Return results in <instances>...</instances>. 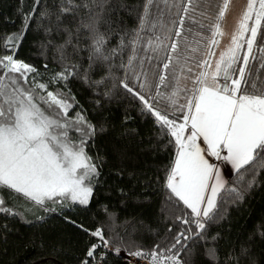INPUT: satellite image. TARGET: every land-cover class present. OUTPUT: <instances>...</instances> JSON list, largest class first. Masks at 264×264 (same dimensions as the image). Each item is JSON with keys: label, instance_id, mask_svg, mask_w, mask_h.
<instances>
[{"label": "snow or ice", "instance_id": "obj_1", "mask_svg": "<svg viewBox=\"0 0 264 264\" xmlns=\"http://www.w3.org/2000/svg\"><path fill=\"white\" fill-rule=\"evenodd\" d=\"M229 4L230 0H215V3L213 0H180V3L144 0L137 28L126 41L123 38L121 41L131 53L123 66L133 70L137 81L143 77L139 87H147L149 95L146 98L124 81L121 84L141 102L143 110L154 117L162 135L169 138L174 158L167 167L164 187L170 201L190 210L177 220L196 228V231L191 227L186 229L191 236L180 232L172 248L181 244V238L204 239L206 226L214 222L218 214L217 201L222 199V190L241 195L235 188L226 189L227 181L217 162L230 166L237 174L242 170L264 168V44L257 47L258 36L264 41L261 31L264 0H247L231 37V46L220 54L213 71L208 70L211 67L208 59L193 66L190 61L195 58L182 51L178 39L188 40L185 32L193 33L191 27L185 29L187 19L190 25L211 33L204 37L208 47L203 55H213L211 46L218 43L217 36L224 34L221 22ZM80 7L89 6L77 4L75 0H61L55 23L45 29L46 33L59 31L64 18ZM210 7L215 8L214 16L209 14ZM31 15L25 19L21 34L5 38L6 51L0 55V191L6 190L15 198L22 197L46 212L55 211L45 207L47 202L60 204L62 208L69 203L86 207L99 177L98 165L85 151L96 129L81 112L69 116L74 108V97L60 90H49L53 82L64 81L66 86L76 75L75 65L65 64L62 71L45 83L36 79L39 73L34 66L15 58L17 41L23 39L22 33L27 31ZM84 27L97 32L94 25ZM64 31L69 36L66 44H71V32L66 28ZM193 34L202 35L199 31ZM105 43L103 34L94 36L90 59H109L104 54ZM64 46L61 45V49ZM185 48L198 51L191 45ZM141 52L149 55L141 57ZM60 59L64 61L63 53ZM145 60L152 65L153 80H149V72L144 70ZM134 63H138L139 73ZM31 73L36 76L30 77ZM161 101L165 105L163 111L153 106V102ZM0 213L15 215L2 197ZM90 235L99 237L105 247L109 243L100 228ZM97 247L93 244L86 256L94 258ZM184 247L186 245L181 244V248ZM163 251L158 253L154 249L150 254L136 251L130 255H150L151 264H183L179 251L171 256H164ZM245 254L246 250L241 249L240 255ZM208 255L212 260L217 259L214 248L208 249ZM82 264H89L88 259ZM228 264H234L231 254Z\"/></svg>", "mask_w": 264, "mask_h": 264}, {"label": "trees", "instance_id": "obj_2", "mask_svg": "<svg viewBox=\"0 0 264 264\" xmlns=\"http://www.w3.org/2000/svg\"><path fill=\"white\" fill-rule=\"evenodd\" d=\"M75 3L89 7H80L66 16L59 31L46 33L45 29L55 23L61 0H40L39 4L36 0H0V55L6 51L5 38L21 34L25 19L32 14L27 31L22 33L23 39L17 41L15 58L34 66L39 79L45 83L62 71L65 64L76 66V75L66 86L60 81L49 87L74 97V108L69 116L81 112L95 126L96 133L88 140L85 151L99 171L93 197L86 207L69 203L62 208L60 204L48 202L45 207L55 211L46 212L22 197L15 198L6 190L0 191L6 206L15 213H0V264H82L88 258L89 248L97 242V237L90 235L97 228L103 231L114 249L146 253L164 250V256L179 251L183 264H228L229 254L234 264H264V168L234 173L227 180L226 189L235 188L241 195L222 190V199L217 201L218 214L214 222L206 226L204 239L181 238V244L186 247L177 244L172 248L180 232L191 236L186 229L191 227L196 231L195 225L177 220L190 210L170 201L164 187L174 148L168 143L169 138L162 135L154 117L144 111L141 102L121 84L124 81L146 98L149 95L147 87H139L143 77L137 81L133 70L123 66L131 53L121 43L122 38L126 41L137 28L144 0H75ZM231 7L229 4L221 22L224 34L216 37L218 43L211 46L213 55L210 57L203 53L208 47L204 37L211 33L185 20V29L191 27L193 33H202L197 36L185 32L188 40L178 38L182 51L195 58L190 61L193 66L208 59L211 71L229 28L227 16ZM242 13H238L239 19ZM209 14L214 16L215 8H210ZM195 15L199 19L198 13ZM86 24L94 25L97 32L84 27ZM65 28L71 32V44H66L69 36ZM261 31L264 32V28ZM97 34L106 38L107 60L90 59L93 38ZM261 44L264 41L258 36L257 47ZM61 45L65 46L61 49ZM185 45L198 51L191 52ZM61 53L64 61L60 59ZM146 55L149 54L140 53L141 57ZM133 67L137 73L141 71L138 63ZM151 67L145 60L144 70L149 72V80H153ZM153 106L163 111L165 105L161 101L153 102ZM210 248L215 249L216 260L209 257ZM241 249L246 250L243 256ZM104 264L122 262L108 254Z\"/></svg>", "mask_w": 264, "mask_h": 264}, {"label": "rangeland", "instance_id": "obj_3", "mask_svg": "<svg viewBox=\"0 0 264 264\" xmlns=\"http://www.w3.org/2000/svg\"><path fill=\"white\" fill-rule=\"evenodd\" d=\"M230 4H231L232 7H231V10H230V12L228 13V16H227V19L229 21V28H228V30L226 32L227 34L224 37L222 47H221L220 51L218 52L215 61L212 64L211 71H213L215 69V64H216V61L219 59L220 54L222 52H225L227 50V48L229 46H231V37L234 34V32H235V30L237 28L238 21H239V17H238L239 14L238 13H242L245 10L246 5H247V0H230ZM210 8L214 9L213 7H210ZM210 8H209V11H210ZM249 23L251 24V21ZM19 61H21V60H19ZM29 76L32 77V76H36V75H35V73H31V74H29ZM36 79L38 81H40V82H43V81H41L39 79L38 76L36 77ZM49 90H52V89L49 87ZM52 91H54V90H52ZM74 115H72V116H74ZM70 135L75 136L76 134L75 133H70ZM217 163L220 164L221 170H222V174L224 175L225 180L227 181L235 172L230 170V166H226L222 162H217Z\"/></svg>", "mask_w": 264, "mask_h": 264}, {"label": "built area", "instance_id": "obj_4", "mask_svg": "<svg viewBox=\"0 0 264 264\" xmlns=\"http://www.w3.org/2000/svg\"><path fill=\"white\" fill-rule=\"evenodd\" d=\"M105 239H106V237H105ZM96 245H98V247L95 250L94 258H89V257L87 258L89 261V264L90 263H92V264H104L105 260L107 259L108 254H113V255L117 256L120 259V261L122 262V264H151V256L150 255L138 257L135 255H130V253H133V252H128V251H124V250H120L117 253L116 249H114L110 245V243H108V245L105 247L103 242L99 239V237H97ZM144 253H146V252H144ZM146 254H150V253H146Z\"/></svg>", "mask_w": 264, "mask_h": 264}]
</instances>
